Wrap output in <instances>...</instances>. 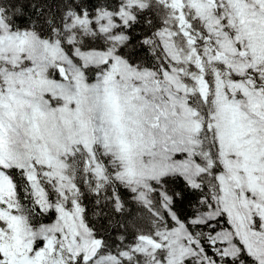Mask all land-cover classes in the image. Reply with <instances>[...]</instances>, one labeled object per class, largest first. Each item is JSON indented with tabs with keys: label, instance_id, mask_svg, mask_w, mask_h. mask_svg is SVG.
Returning <instances> with one entry per match:
<instances>
[{
	"label": "snow or ice",
	"instance_id": "1",
	"mask_svg": "<svg viewBox=\"0 0 264 264\" xmlns=\"http://www.w3.org/2000/svg\"><path fill=\"white\" fill-rule=\"evenodd\" d=\"M0 264H264V0H0Z\"/></svg>",
	"mask_w": 264,
	"mask_h": 264
}]
</instances>
